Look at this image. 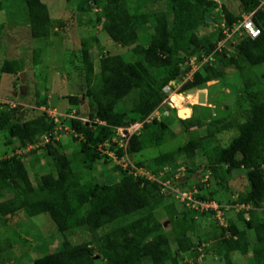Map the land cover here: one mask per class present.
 Masks as SVG:
<instances>
[{
  "label": "trees",
  "instance_id": "trees-1",
  "mask_svg": "<svg viewBox=\"0 0 264 264\" xmlns=\"http://www.w3.org/2000/svg\"><path fill=\"white\" fill-rule=\"evenodd\" d=\"M150 1L140 0L133 7L128 0L78 1L77 16L79 19L86 16L94 32L82 40L84 90L80 95H68L71 104L83 109L68 108L61 112L53 107L60 113L56 119L47 107V97H38L36 105L46 109L25 119L18 104L12 107L0 102V131L6 132V145L11 144L15 152L0 160V214L6 220H9L8 214L20 211L29 216L48 214L55 225L53 231L63 238L56 251L36 258L34 264H103L101 261L105 264H189L190 261H184L185 257L188 254L200 257L201 245L211 239L216 240L214 246L224 264H236V253L247 256L250 264H264V85L259 79L264 77V72L261 77L247 78L249 70L264 64V6H259L261 0H240L241 10L235 13L218 0H165L167 9L149 12L145 6ZM22 3L32 37H48L53 21L46 0H0V11L11 10L8 24L21 16ZM220 4L222 18L229 25L243 14L252 13L261 34L257 38L240 37L232 50H217L219 40L224 37L223 30L212 35L201 31L210 23L207 17L219 10ZM4 27L5 23L0 25V42ZM97 27L114 42L132 46L140 58L129 61L120 53L103 52L97 66L90 54V47L100 40ZM149 28L153 31L146 33V40L140 31L147 32ZM185 50L197 55L199 60L209 57L192 78L186 77L189 68H183L188 59L182 54ZM40 56L37 49L36 62ZM228 68L238 69L245 80L250 108L243 113V119L218 112L206 119L197 117L194 111L190 117L180 118L173 107H167L166 114L165 85L175 81L181 83L178 92L192 90L213 79L224 81ZM22 71V60L6 58L0 68V87L1 73ZM172 87L176 88L175 84ZM128 96L134 101L130 107L125 101ZM82 100L90 108L87 118L81 116L85 111ZM94 108L97 111H92ZM157 109L163 111L162 117L150 119ZM171 113L185 131L206 126V135L159 154L151 165H146L144 160L134 161L135 154L175 135L168 120ZM137 121L143 122L141 130L125 138L121 145L119 127ZM67 128L70 139L80 144L76 156H70L58 139L59 132ZM233 128L238 134L228 146L218 147L214 152L210 143L216 141L217 134ZM37 143L29 151L19 152ZM199 148L203 149L217 184L224 177L222 173L239 168L247 170L250 189L234 193L237 197L231 203L250 207L237 211L243 227L226 215L227 224L213 222L212 229L205 237L198 236L196 242V233L202 230L198 216L214 215L216 211L201 212L194 208L180 211L177 204L183 202L170 198L172 188L164 182H175L178 173L190 176L196 173L197 169L190 163L195 162ZM109 152H114L119 160L133 155L136 166L151 170L153 177L135 174V168L116 163L114 171L119 172L120 179L98 181L101 174L113 172L96 169L97 162L116 160ZM30 156L41 172L36 180L32 179L31 165L26 160ZM182 158L190 163L180 172L178 169L187 164ZM76 161L78 166L74 165ZM185 182H179L177 187L184 186ZM197 187L202 191L199 199H214L212 191L205 193L208 189L205 183L200 182ZM161 208L166 209V220L158 214ZM166 222L173 228L176 249L167 233ZM81 229L90 233V239L74 242L73 235ZM251 230L255 231L254 239Z\"/></svg>",
  "mask_w": 264,
  "mask_h": 264
},
{
  "label": "rangeland",
  "instance_id": "rangeland-1",
  "mask_svg": "<svg viewBox=\"0 0 264 264\" xmlns=\"http://www.w3.org/2000/svg\"><path fill=\"white\" fill-rule=\"evenodd\" d=\"M78 1L79 0H46L52 15L53 25L51 34L44 38L32 37L29 18L25 12L23 3L20 6L21 16L14 18L11 25H9L7 21L8 13H10L11 10L8 11V9H6L0 11V25L5 23L0 42V68L6 58H18L22 60L24 72L26 73V81L24 83L27 85V92L23 95L21 93L22 81H20V73H1L0 102L8 103L9 106L12 107L16 104H22L24 107L25 119L35 117L42 110L46 109V107L38 108L35 103L38 97H47L49 105L47 107L51 108L50 113L52 114L57 115L59 114L58 110L62 112L68 108L83 109V106L79 107L71 104L68 95H80L83 92L82 90H84L83 85L85 84V80L81 73L83 62L82 40L93 35L94 32L86 16L80 19L77 16L78 12L76 8ZM138 1L140 0H128L129 5L132 7ZM218 1L221 4L225 3L226 6L235 13L241 10L242 4L240 0ZM221 4L218 8L219 10L213 12V15L210 16L211 21H209V25L204 27L201 33L212 35L220 31L222 27L221 22L223 21V8ZM145 9L149 12L159 11L167 9V6L165 0H151L146 4ZM80 20H82V24ZM62 23H64V25H61ZM149 29L150 30L147 32H145V29L140 31L142 38L145 37L146 39V33L153 31L152 28ZM96 33L100 35V40L90 47V54L97 66L99 65V59L103 52L120 53L129 61H136L140 58L133 52L132 46L125 47L121 42H114L107 33L101 31L99 27L96 28ZM146 40H148V38ZM37 49H40L41 52L39 62H36L34 58ZM182 54L188 58L183 68H189L186 76L189 78H192L193 73L209 61V57L207 56L199 60L197 55L192 54V52L188 50L183 51ZM226 71L227 74L224 81L213 79L200 87L177 93L181 94L183 97L172 95L171 100L168 99L169 101L166 103V112L167 107H176L177 111L181 110V116L189 117L192 113L190 107H192L195 115L201 118L211 119V116L218 112L221 115L231 113L236 115L237 118L243 119V113L250 108V100L245 93V80L241 72L236 68H228ZM262 72H264V64L249 70L247 78H254L256 75L261 77ZM259 79H261L264 85L262 80L264 77ZM175 86L178 88L181 86V83L176 84L175 82ZM125 101H127L126 105L129 107L134 103L130 96H128ZM239 102H241V106H239ZM122 105L123 102L120 106ZM53 107H56L58 110ZM156 115L161 118L163 111L154 113V116ZM168 118L175 135H169L160 145L147 147L135 154L134 161L144 160L146 165H151L154 157L159 154L177 149L190 139L206 135V126L198 129L194 128L196 129L194 131H185L180 121L172 113ZM69 131L70 130L67 128L66 131L62 133L59 132L58 139L64 144V150L70 156H73V154L76 156V154L78 155L80 144L70 139L71 136L69 135ZM237 134L238 130L236 128L218 133L216 141L211 142L210 147L214 152L218 147H226ZM6 140V132L0 131V160L4 157L12 156L15 153L11 144L6 145ZM215 146L216 148H214ZM30 149L29 147L19 152L22 153ZM113 157L116 158V155H113ZM26 160L31 165L32 179L36 180L40 178L41 172L38 165L33 160V157L30 156ZM180 160L186 161L187 159L182 158ZM45 161L46 159L43 158L42 162ZM77 163V161L74 162V165L78 166ZM116 163L124 166L128 165V163H130V166L132 163L136 165V162H133V159L130 161L128 156L120 160L117 158L116 160H109L106 163L101 161L97 162V171L103 170L104 172V170H107V172H109V169L113 170L112 173L101 174L97 180L103 183L118 181L120 179V174L114 171V165ZM186 163L185 167L190 161L187 160ZM190 165L197 169V172L191 176L187 175L186 182L184 181L185 184L182 187L188 191H192V187L197 186L200 181L202 182L206 171L210 170L208 167L209 162L203 149L199 148L197 150L195 162H193V164L190 163ZM183 170L182 168V171ZM149 172L150 174L152 173L151 170H149ZM185 176L186 175L183 177ZM210 176L211 182H207L210 185L208 189L206 188V190H204L205 193H207V191L213 192V198L221 205L222 214L215 213L214 215L198 216V220L201 221L202 230L196 233L194 238L196 242L198 236L205 237L207 232L212 229L213 222L216 221L220 224H227L226 215L238 221L237 211L238 209L244 208V206H236L237 203H231L232 199L237 197L236 195L234 196V193L246 192L250 189L247 170L244 168L235 169L231 173H222L221 176L224 177L221 179V182L219 180L218 184L215 182L217 181L216 178L212 177V172ZM159 180L161 182V178ZM167 190L168 189L165 188V191ZM171 194L170 198L177 199V197H179L176 190H172ZM190 204L189 202H184L183 204L178 203L177 205L181 211L191 207ZM245 207L248 208L250 206L247 205ZM158 214L161 219H167L166 209L163 210L161 208ZM7 217H9V220H6V218L0 214V264H34L36 258L58 249V245L63 238L57 232L53 231L55 225L48 214L43 213L36 216H29L26 212L20 211L16 214H8ZM238 224L241 227L244 226L241 221H238ZM165 225L173 249H176L177 244L175 236L173 235V228L170 222H166ZM250 233L251 238L254 239L255 231L251 230ZM73 239L74 242L88 240L90 239V233L81 229L73 235ZM215 242L216 240L214 239L204 242L200 247L202 253L200 257L194 258L188 254L184 261H190L189 264H224L216 252V245L214 246ZM234 260L236 264H250L249 258L240 253L234 255ZM101 263L105 264L104 261H101Z\"/></svg>",
  "mask_w": 264,
  "mask_h": 264
},
{
  "label": "built area",
  "instance_id": "built-area-1",
  "mask_svg": "<svg viewBox=\"0 0 264 264\" xmlns=\"http://www.w3.org/2000/svg\"><path fill=\"white\" fill-rule=\"evenodd\" d=\"M259 6H264V0H261ZM222 27L224 28V30H223L224 37L218 42L217 50H222L229 42H234L238 36L248 35V36H250L252 38H256L261 33V28L258 27L256 25V23L254 22V20L252 19V13H250L248 15H244L243 19H240V20L236 21L233 24V26L227 25L226 24V20H224L223 23H222ZM171 90H172V87H171L170 84L166 85L164 87V91L165 92H169ZM170 100H171V97H170ZM157 112L158 111H156L155 113H157ZM52 115L57 119V116L59 114H57V115L56 114H52ZM153 117H154V115H152L151 118H153ZM142 126H143V122L137 121V122L128 124L126 126L119 127L118 134L121 135V137H122L120 139V144L124 145V143H125L124 139L130 137L133 133L139 132L141 130ZM45 140L48 141L49 138L45 137ZM114 140L116 141V139H114ZM37 145H39V143L32 144L30 146V148L35 147ZM109 153L115 155L114 152H109ZM113 155H111V156H113ZM129 160H130V158H129ZM124 167H128L130 169L135 168L136 169L135 174L145 175L148 178H152L153 177L150 174V172L148 170H146L145 168H143V167H136L133 164L130 166V163H128V165H126ZM205 180L204 181L207 182L208 176L205 177ZM198 193L199 192H198L197 189H194L193 191L182 192L181 196L179 198H181L182 200H186L187 202L191 203L190 204L191 206H194L195 208L199 209L200 211L215 210L216 214L217 213L218 214H222V208H221L220 203H218L217 201H214V200L208 201V200L199 199L198 198ZM237 205H242L244 207L246 206L244 204H236V206ZM238 211H239V209H238ZM222 224H224V223H222Z\"/></svg>",
  "mask_w": 264,
  "mask_h": 264
},
{
  "label": "clouds",
  "instance_id": "clouds-1",
  "mask_svg": "<svg viewBox=\"0 0 264 264\" xmlns=\"http://www.w3.org/2000/svg\"><path fill=\"white\" fill-rule=\"evenodd\" d=\"M248 14H250V13H245V14H243V17H244V15H248ZM208 17H210V16H208ZM224 17V16H223ZM243 17L241 18V19H243ZM253 19V18H252ZM225 19L223 18V21H224ZM240 20V19H239ZM223 21L221 22V26H222V23H223ZM235 23V22H234ZM226 24L227 25H229L227 22H226ZM229 26H233V24L232 25H229ZM221 29L222 30H224V28L223 27H221ZM261 34V33H260ZM244 36V35H243ZM248 36V35H247ZM240 37H242V36H238L237 38H236V40L234 41V42H229L224 48H226V49H229V50H232L233 48H234V45L237 43V41L239 40V38ZM252 38V37H251ZM257 38V37H256ZM220 41V40H219ZM218 46V45H217ZM223 50V49H222ZM22 72H24V71H22ZM17 73H21V72H17ZM26 74V73H25ZM19 77H20V75H19ZM20 81H22L21 80V78H20ZM173 82V83H172ZM172 82H170L169 84L171 85V87H172V85H174L175 84V81H172ZM22 84H23V82H22ZM26 84V83H25ZM169 84H167V85H169ZM166 86V85H165ZM164 86V87H165ZM178 89L177 88H173L172 87V90L171 91H169V92H165L164 91V88H163V91L165 92V93H167L168 94V96H167V98H166V103H168V99H170L169 97H171L172 95H174V94H177L178 93V91H177ZM24 95V94H23ZM86 103V102H85ZM87 104V103H86ZM19 105V104H18ZM84 105V104H83ZM85 108V107H84ZM174 108V107H173ZM176 108V107H175ZM191 109H192V107H190ZM90 109V108H89ZM156 111H161L160 109H157V110H155L154 112H153V114L152 115H154V113L156 112ZM73 112L75 113V109L73 110ZM90 112V111H89ZM88 112V113H89ZM83 113V112H82ZM82 113H81V116H82ZM60 114V113H59ZM166 114H168V112H166ZM88 115V114H87ZM152 115L150 116V118L152 117ZM83 117V116H82ZM155 117H159V116H154L153 118H155ZM190 117V116H189ZM83 118H87V116H85V117H83ZM153 118H151V119H153ZM141 122V121H140ZM127 125H128V123H127ZM124 126H126V125H124ZM32 145V144H31ZM31 145H29V147L31 146ZM32 149V148H31ZM129 158H130V160L131 159H133V155H132V157H131V155L129 156ZM133 165H135L134 163H132ZM136 166V165H135ZM136 167H138V166H136ZM143 168H146V167H143ZM182 168L184 169V170H186V168H188V166H186L185 167V165L184 166H182L181 168H179L178 169V171H180V172H183L182 171ZM147 169V168H146ZM148 171H149V169H147ZM210 170H207L206 171V173H205V175H204V177H203V179H202V182L201 183H205V187H208L210 184V179H211V176H210ZM194 174H196V173H194ZM194 174H192V175H194ZM184 175H186V174H181V173H178L177 174V180L175 181V182H178V184H179V182H184L185 180H186V178H187V175L185 176V177H183ZM206 176H208V180H207V182H209V183H207V182H205V181H203L204 179H205V177ZM179 177V178H178ZM181 178H183L184 180L183 181H180V179ZM188 178H190V177H188ZM160 179V178H159ZM160 181V180H159ZM162 182V181H161ZM175 182H171L170 180H168L167 182H164L165 183V185H167V186H170L171 188H172V190H176L177 191V193L179 194V197L181 196V193L182 192H188V190L187 189H183V187L182 186H179V187H177L178 186V184L176 185V186H172V185H174V183ZM194 189H197L198 190V192L200 193V192H202L201 191V189H199L197 186H195V187H192V191L194 190ZM199 193H198V195H199ZM179 197H177V199L178 200H181L183 203L184 202H187L186 200H182L181 198H179ZM199 198V197H198ZM212 200H214V201H216L215 199H211V200H208V201H212ZM218 202V201H217ZM219 203V202H218ZM189 208H191V209H196V210H199V209H197V208H195V207H193V206H191V207H189ZM202 212V211H201Z\"/></svg>",
  "mask_w": 264,
  "mask_h": 264
},
{
  "label": "water",
  "instance_id": "water-1",
  "mask_svg": "<svg viewBox=\"0 0 264 264\" xmlns=\"http://www.w3.org/2000/svg\"><path fill=\"white\" fill-rule=\"evenodd\" d=\"M207 21L208 22L211 21V18L210 17H207ZM20 78H21V80L23 82V84L21 86V93L22 94H26V92H27V85L24 83L26 81V74H25V72H21L20 73ZM82 103L84 104V107H85V111L82 113V116L85 117V116H87V114L90 111V109H89V105L86 104L84 100H82ZM18 108L22 111V115H24V110H23L24 107H23V105L22 104H19L18 105ZM92 111L95 112V111H97V109L94 108ZM178 116L180 118H183V117H181V110L178 111ZM124 125H127V123H125ZM131 157H132V155H131ZM183 180H184L183 178L180 179V181H183ZM177 184H178V182H175L174 183V186H176Z\"/></svg>",
  "mask_w": 264,
  "mask_h": 264
},
{
  "label": "crops",
  "instance_id": "crops-1",
  "mask_svg": "<svg viewBox=\"0 0 264 264\" xmlns=\"http://www.w3.org/2000/svg\"><path fill=\"white\" fill-rule=\"evenodd\" d=\"M193 111H194V110H193V108H192V113H191V115L193 114Z\"/></svg>",
  "mask_w": 264,
  "mask_h": 264
}]
</instances>
